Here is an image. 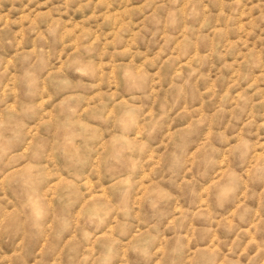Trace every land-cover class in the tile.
Listing matches in <instances>:
<instances>
[{
	"label": "clouds",
	"instance_id": "obj_1",
	"mask_svg": "<svg viewBox=\"0 0 264 264\" xmlns=\"http://www.w3.org/2000/svg\"><path fill=\"white\" fill-rule=\"evenodd\" d=\"M5 11L0 259L35 233L52 264H264V0Z\"/></svg>",
	"mask_w": 264,
	"mask_h": 264
},
{
	"label": "rangeland",
	"instance_id": "obj_2",
	"mask_svg": "<svg viewBox=\"0 0 264 264\" xmlns=\"http://www.w3.org/2000/svg\"><path fill=\"white\" fill-rule=\"evenodd\" d=\"M28 4V0H16V7L19 9H24V5ZM34 5H29V7H33ZM7 7V5H5ZM0 16H6L8 19L13 21H22L26 16V11L21 12H0ZM19 25H15L13 27H18ZM10 37V33L5 30L0 32V52H3L7 48L6 40ZM104 131L113 132L114 125L112 128H107ZM264 177V173L261 174ZM5 191H8L7 189ZM13 192H16L15 189L8 191V195L12 196ZM97 195H101L105 197L107 200L112 201L115 199V193L113 191H109L108 188H105L103 185L101 186V191L97 193ZM16 196H19V193L16 192ZM12 206V200L0 199V219H2L7 212L10 210ZM146 222V221H144ZM41 237L39 234H29L26 239L23 241V252L21 255L13 257L11 260V264H33L34 252L35 248L39 244ZM16 249L15 243V229L3 230L0 229V258L10 256L12 251ZM52 253H48L44 255L42 258H35L36 264H52L50 259ZM0 264H10L7 259H0Z\"/></svg>",
	"mask_w": 264,
	"mask_h": 264
}]
</instances>
